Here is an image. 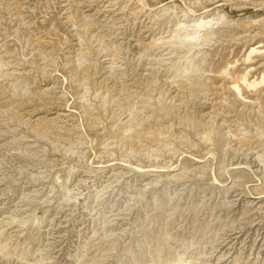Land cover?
<instances>
[{
    "label": "rangeland",
    "instance_id": "rangeland-1",
    "mask_svg": "<svg viewBox=\"0 0 264 264\" xmlns=\"http://www.w3.org/2000/svg\"><path fill=\"white\" fill-rule=\"evenodd\" d=\"M0 264H264V0H0Z\"/></svg>",
    "mask_w": 264,
    "mask_h": 264
}]
</instances>
